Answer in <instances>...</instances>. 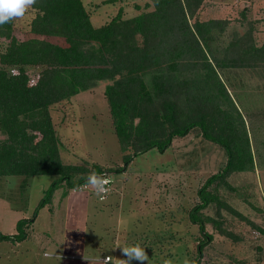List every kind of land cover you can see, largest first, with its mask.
Wrapping results in <instances>:
<instances>
[{"label": "rangeland", "instance_id": "1", "mask_svg": "<svg viewBox=\"0 0 264 264\" xmlns=\"http://www.w3.org/2000/svg\"><path fill=\"white\" fill-rule=\"evenodd\" d=\"M146 1L151 2L82 0L94 26L109 21L119 8L122 18L151 9L143 7ZM34 15L31 7L12 20L17 37L29 36ZM199 16L228 20L224 39L248 29L256 45L264 43V0H204ZM4 46L0 38V51ZM253 63L222 70L221 77L243 116L255 167L232 172L226 184L209 186L221 203L202 210L212 239L200 255L197 245L204 237L189 212L199 201L198 189L224 166V150L198 127L173 138L164 151L121 150L104 96L111 81L101 80L51 105L49 113L62 161L87 167L86 174L93 164L101 166L110 180L107 192L97 195L86 182L77 187L62 182L32 217L57 175L0 176V232L15 234L17 220L32 219L24 223V239L0 241V264H107L99 261L106 255L108 263L120 264L126 259L120 246L137 243L145 248L149 264H264V234L257 229L264 230V62ZM39 70L34 66L27 72L36 79ZM134 152L125 164V155ZM118 167L122 170L116 172Z\"/></svg>", "mask_w": 264, "mask_h": 264}, {"label": "trees", "instance_id": "2", "mask_svg": "<svg viewBox=\"0 0 264 264\" xmlns=\"http://www.w3.org/2000/svg\"><path fill=\"white\" fill-rule=\"evenodd\" d=\"M150 1L143 6L151 5L149 10L122 18L119 8L109 21L94 26L82 0H36L28 37H17L12 21L0 25L5 42L0 51V176L57 175L33 217L62 182L77 187L91 174H104L98 164L86 174L87 167L62 161L49 109L110 80L104 96L121 150L164 151L173 138L196 127L224 150V166L198 189L199 201L189 212L204 237L197 245L200 255L212 239L202 210L221 203L209 186L226 184L232 172L255 167L243 116L221 71L252 65L254 59L264 62V43L256 45L248 29L224 39L228 20L202 19L204 0ZM91 42L96 45L85 49ZM34 66L40 67L36 79L27 72ZM133 155H125L124 163ZM28 221L17 220L15 234L0 232V241L24 239Z\"/></svg>", "mask_w": 264, "mask_h": 264}, {"label": "clouds", "instance_id": "3", "mask_svg": "<svg viewBox=\"0 0 264 264\" xmlns=\"http://www.w3.org/2000/svg\"><path fill=\"white\" fill-rule=\"evenodd\" d=\"M35 3L36 0H0V25H5L14 18L23 17L26 11ZM86 183L95 189L97 195H100L106 191L105 185L109 181L102 176L91 174L88 176ZM120 247L122 254L126 257V259H120V264H131L133 260L139 261L141 264L147 261L149 264V256L145 248L140 244L137 243ZM104 259L110 262L109 257H105Z\"/></svg>", "mask_w": 264, "mask_h": 264}, {"label": "built area", "instance_id": "4", "mask_svg": "<svg viewBox=\"0 0 264 264\" xmlns=\"http://www.w3.org/2000/svg\"><path fill=\"white\" fill-rule=\"evenodd\" d=\"M102 177H104L106 180L110 181V180H109V178H108V177H105V175H104V174H103V176H102ZM105 188H106V191H105V192H103V193H101V194H104V193H106V192H107V190H108V188H109V183H107V184L105 185ZM101 197H103V195H102ZM105 257H109V256H108V255H106ZM105 257H101L99 261H102V262H104V263H106V262H109V261H106V260L104 259Z\"/></svg>", "mask_w": 264, "mask_h": 264}, {"label": "water", "instance_id": "5", "mask_svg": "<svg viewBox=\"0 0 264 264\" xmlns=\"http://www.w3.org/2000/svg\"><path fill=\"white\" fill-rule=\"evenodd\" d=\"M107 264H110V263H107Z\"/></svg>", "mask_w": 264, "mask_h": 264}]
</instances>
